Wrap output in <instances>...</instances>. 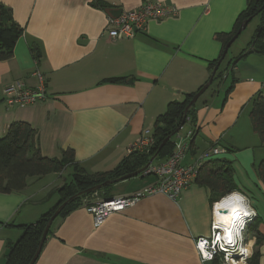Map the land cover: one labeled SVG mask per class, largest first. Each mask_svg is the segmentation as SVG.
Returning a JSON list of instances; mask_svg holds the SVG:
<instances>
[{
	"label": "crops",
	"instance_id": "obj_1",
	"mask_svg": "<svg viewBox=\"0 0 264 264\" xmlns=\"http://www.w3.org/2000/svg\"><path fill=\"white\" fill-rule=\"evenodd\" d=\"M0 3L23 29L13 58L0 62V138L11 124L28 123L37 133L43 157L61 159L64 151L72 150L75 162L90 175L112 171L146 130L152 135L155 120L169 103L184 102L186 95L207 83L209 65L222 51L215 35L230 33L247 7V0ZM146 3H161L173 13L149 21L146 30L132 39H109L105 30L111 11H131ZM32 43L40 49L39 63L30 51ZM227 55L220 65L219 90L210 89L216 81L196 102L194 120L185 125L193 137L183 164L194 163L212 147L224 149L205 164L231 166L235 191L247 197L257 214L260 237L252 236L254 254L264 264V184L257 172L264 145L249 117L252 98L260 92L264 95V56L250 54L230 66L237 54ZM35 73L43 76L47 98L24 107L8 106L4 89L17 81L38 88ZM114 78L123 82L107 81ZM72 175L68 167L59 174L28 179L20 192L0 193V264L6 263L8 245L21 235L18 226L33 224L54 211L62 200L58 191L72 182ZM155 182L154 176L141 173L92 198L132 195ZM215 203L209 188L195 179L176 200L161 194L147 196L110 216L99 228L94 227L86 204L81 205L55 219L35 264H202L195 240L209 237Z\"/></svg>",
	"mask_w": 264,
	"mask_h": 264
},
{
	"label": "trees",
	"instance_id": "obj_2",
	"mask_svg": "<svg viewBox=\"0 0 264 264\" xmlns=\"http://www.w3.org/2000/svg\"><path fill=\"white\" fill-rule=\"evenodd\" d=\"M99 6L105 9L109 7L103 3H99ZM258 15L263 17L262 25L258 28L249 47L230 66H236L238 61L250 54L264 56V0H247V7L238 16L233 30L230 33H217L215 35V39L222 43V51L220 56L209 65L211 75L227 43L237 33L242 23L248 19L252 20ZM22 34L23 29L14 21L11 10L0 3V62L13 58L16 43ZM30 51L34 60L39 63L42 55L35 43L30 45ZM222 75L223 71H220L219 66L213 83L222 81ZM107 81L118 83L123 82V79L114 78ZM233 87V84H231L227 90V96L231 94ZM196 93L186 95L184 102L173 101L169 103L165 113L157 117L152 132L154 144L148 153L133 152L122 159L112 171L106 173L93 175L86 173L75 162L72 150L64 151L61 159L43 157L37 145L36 131L28 123L15 122L11 124L6 135L0 138V193L20 192L27 187L28 179L42 178L49 174H59L64 172L68 167L73 169V175L72 182L64 185L58 191L62 195V200L54 211L43 215L33 224L18 226L21 230V235L16 242L8 245L9 252L5 264L31 263L36 255L47 223L58 207L69 198L107 181L116 180L127 174L141 171L158 152L163 141L171 137L180 127L184 121L185 109ZM195 115L196 104L189 108L184 126L189 121H193ZM249 117L254 133L259 137L262 145H264V95L262 92L252 98ZM172 142L173 138L159 150L154 162L163 160L172 154L174 150V143ZM257 172L264 184V160L259 163ZM196 182L202 187L209 188L214 202H219L222 197L236 190L233 170L228 162L205 164L199 169ZM110 187L111 185H107L100 191L89 192L75 198L67 204L58 217L65 218L75 208L85 205L86 199L101 192H107ZM255 223L256 221L254 220L249 226V232L256 238H259L260 234L257 231ZM212 264L218 263L214 262ZM249 264H259L257 253L250 259Z\"/></svg>",
	"mask_w": 264,
	"mask_h": 264
},
{
	"label": "built area",
	"instance_id": "obj_3",
	"mask_svg": "<svg viewBox=\"0 0 264 264\" xmlns=\"http://www.w3.org/2000/svg\"><path fill=\"white\" fill-rule=\"evenodd\" d=\"M172 13V9L161 3H146L134 10L122 11L118 17L108 16L105 32L112 41L132 39L137 32L146 30L149 21L162 20ZM33 76L37 77L40 84L36 89L28 88L22 81H17L4 89V100L8 106L24 107L37 101H44L47 98L42 74L35 73ZM178 134L173 138L177 137ZM192 137L193 132L187 133L185 137L180 139L177 137L172 154L160 163L153 162L142 172L144 176H154L156 178L155 183L132 195L110 197L107 199L101 198L86 204L85 209L91 214L94 227H101L110 216L125 211L147 196L161 194L172 200H176L194 182L199 169L206 161L215 155L225 153L224 149L215 146L211 151H204L194 163L185 165L183 161L190 149ZM153 144L154 139L150 131L146 130L142 138L132 146L129 153H148ZM222 213L224 212L221 210ZM256 217L257 214L243 218L245 227L242 230V243L245 247L252 241L253 235L249 232V226L254 222ZM217 234H222V226H216L213 207V220L209 237H200L195 240V248L200 262L202 264H212L214 262L218 264H239L242 254L236 251L234 246L224 245L222 249L219 243H215V236ZM203 241L208 242L206 251L212 252L213 248H215L211 260L205 259L197 247L198 242ZM250 259L251 257L246 260V264H249Z\"/></svg>",
	"mask_w": 264,
	"mask_h": 264
},
{
	"label": "clouds",
	"instance_id": "obj_4",
	"mask_svg": "<svg viewBox=\"0 0 264 264\" xmlns=\"http://www.w3.org/2000/svg\"><path fill=\"white\" fill-rule=\"evenodd\" d=\"M221 210H227V214H221ZM255 210L248 203L247 197L239 191H233L214 204V215L216 226H222V234L215 236V243H219L223 249L224 245L234 246V249L242 254L239 264H246V260L252 256V243L243 246L242 230L245 227L244 217L254 216ZM207 241L198 242L197 247L207 260H211L212 252L206 251Z\"/></svg>",
	"mask_w": 264,
	"mask_h": 264
},
{
	"label": "water",
	"instance_id": "obj_5",
	"mask_svg": "<svg viewBox=\"0 0 264 264\" xmlns=\"http://www.w3.org/2000/svg\"><path fill=\"white\" fill-rule=\"evenodd\" d=\"M122 13L121 10H114V11H111V14L113 17H118L120 14ZM251 21V19H248L246 20L244 23H242V25L240 26V28L238 29L237 33L232 37V39L227 43L223 53H222V56L221 58L219 59L217 65L215 66L213 72H212V75L210 76L209 80L207 81V83L205 85H203V87L194 95V97L191 99L190 103L187 105L186 109H185V114H184V121L182 122V124L180 125V127L176 130V132L171 136V137H168L166 138L163 143L160 145L159 147V150L162 149V147L168 142L170 141L171 138H173L175 135H177L181 129L183 128L184 124H185V118H186V115H187V112L189 110V108L192 106V105H195L196 102L198 101V99L209 89V87L211 86V84L213 83V79H214V76L217 72V70L219 69V66L221 65V63L223 62V60L225 59L230 47L232 46V44L238 39V37L240 36V34L246 29L247 25L249 24V22ZM158 150V152H159ZM158 152L150 159V161L148 162V164L141 170V171H138V172H135V173H132V174H127L125 176H122L120 177L119 179H116V180H112V181H107L103 184H100V185H97L91 189H88L86 191H83V192H80L76 195H74L73 197L69 198L67 201H65L63 204H61L58 209L55 211V213L52 215V217L50 218L49 222L47 223L44 231H43V234H42V238H41V241H40V244H39V247H38V250L36 252V255L35 257L33 258V260L31 261L30 264H35L41 250H42V247L47 239V236L50 232V229H51V226L53 224V222L55 221V219L59 216V214L61 213V211L67 206V204L71 201H73L75 198L77 197H80L81 195L83 194H86V193H89V192H97V191H100L102 190L105 186L107 185H112V184H115L117 182H120L122 180H127V179H130V178H133V177H136L138 175H140L144 170H146L156 159L157 155H158ZM223 212H227V210H223Z\"/></svg>",
	"mask_w": 264,
	"mask_h": 264
},
{
	"label": "rangeland",
	"instance_id": "obj_6",
	"mask_svg": "<svg viewBox=\"0 0 264 264\" xmlns=\"http://www.w3.org/2000/svg\"><path fill=\"white\" fill-rule=\"evenodd\" d=\"M262 21H263V17L261 16V15H258V16H256V17H254L250 22H249V24L247 25V27H246V29L240 34V36L238 37V39L232 44L233 46H231L230 48L231 49H229V52H228V55H227V58H229L231 55H235V54H237L236 55V57H238L239 56V54L242 52V50H245V49H247L248 47H249V45L252 43V41H253V39H254V37H255V34H256V32H257V30H258V28L262 25ZM236 60V59H235ZM230 80H232V75L230 76ZM221 81H218V82H216V84H214V86L212 85L211 86V90H213V88L214 89H216V91H218L219 90V86L220 85H218L217 83H220ZM219 87V88H218ZM227 88V86L225 87V89ZM224 89V90H225ZM221 90L223 91V89L221 88ZM189 127H183L182 129H181V131L179 132V134H178V138L180 139V138H183V137H185L186 135H187V133H188V131H189ZM213 149V147L212 148H210L209 150L211 151ZM93 200H95V199H93L92 197L89 199V200H87L85 203L86 204H89V203H91V201H93ZM257 218V217H256ZM252 241L253 242H255V240H254V237L252 238ZM254 243H253V246H252V256H251V258L253 257V255H254Z\"/></svg>",
	"mask_w": 264,
	"mask_h": 264
},
{
	"label": "bare ground",
	"instance_id": "obj_7",
	"mask_svg": "<svg viewBox=\"0 0 264 264\" xmlns=\"http://www.w3.org/2000/svg\"><path fill=\"white\" fill-rule=\"evenodd\" d=\"M223 211V210H222ZM222 214H227V212H224V213H222Z\"/></svg>",
	"mask_w": 264,
	"mask_h": 264
}]
</instances>
